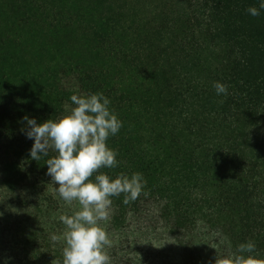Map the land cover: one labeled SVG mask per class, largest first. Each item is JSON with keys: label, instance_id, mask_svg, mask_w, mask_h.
Masks as SVG:
<instances>
[{"label": "trees", "instance_id": "trees-1", "mask_svg": "<svg viewBox=\"0 0 264 264\" xmlns=\"http://www.w3.org/2000/svg\"><path fill=\"white\" fill-rule=\"evenodd\" d=\"M260 3L0 0V264H62L51 236L78 204L47 174L55 151L31 159L23 118L55 121L95 93L122 122L118 164L100 171L146 181L127 205L112 197L110 264H216L249 241L264 259Z\"/></svg>", "mask_w": 264, "mask_h": 264}, {"label": "clouds", "instance_id": "clouds-1", "mask_svg": "<svg viewBox=\"0 0 264 264\" xmlns=\"http://www.w3.org/2000/svg\"><path fill=\"white\" fill-rule=\"evenodd\" d=\"M260 10H264V0L259 8L247 9L254 17L261 14ZM214 88L217 95L228 94L227 85L216 82ZM70 99L73 107L55 121L37 124L34 118H23L28 126L26 136L34 141L30 157L39 161L50 149L55 151L56 155L46 161L47 174L68 205L78 204L71 215L59 217L65 225L63 234L51 236L53 242L65 244L62 264H110L107 249L112 240L103 224L110 219L112 197L123 194L127 205L138 199L146 181L141 173L110 178L100 171L118 164V153L107 141L119 132L122 122L110 110L109 99L102 93L72 95ZM255 247L252 241L240 244L236 253L216 258V264H264V259L251 255Z\"/></svg>", "mask_w": 264, "mask_h": 264}]
</instances>
